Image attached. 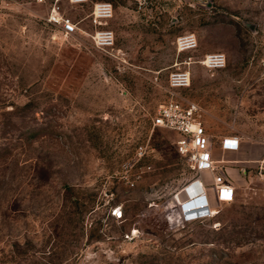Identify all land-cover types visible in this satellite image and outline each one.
Instances as JSON below:
<instances>
[{"label":"rangeland","instance_id":"rangeland-1","mask_svg":"<svg viewBox=\"0 0 264 264\" xmlns=\"http://www.w3.org/2000/svg\"><path fill=\"white\" fill-rule=\"evenodd\" d=\"M51 1L0 0V264H264V170L186 215L194 173L152 123L169 73L221 52L226 67L195 62L181 95L213 146L264 143V0H63L68 37ZM97 1L114 6L112 53L90 37ZM189 33L198 48L178 54Z\"/></svg>","mask_w":264,"mask_h":264},{"label":"built area","instance_id":"built-area-1","mask_svg":"<svg viewBox=\"0 0 264 264\" xmlns=\"http://www.w3.org/2000/svg\"><path fill=\"white\" fill-rule=\"evenodd\" d=\"M46 3L47 0H38ZM63 0H52L50 10L46 16L48 24L58 28L64 36H73L78 33L77 23L68 16L62 7ZM73 5H84L90 0H68ZM114 16V6L109 1H97L93 3L92 11L89 15L94 31L90 37L96 47L108 53H112L115 47L116 38L114 31L107 27L108 22ZM198 39L195 34L189 33L179 36L176 39V50L178 54L192 51L198 48ZM195 62L202 64L208 69H223L227 65V58L224 53H207L199 60H187L183 62L184 67H178L168 75V96L157 108L152 123L155 127H163L173 130L179 134L176 140V149L188 162L194 179L190 185H198L195 192V199H202L198 206L185 208L182 212L192 215L200 210L210 209L206 185L203 181V172L213 174V183L217 199L221 202L234 200L235 188L232 187L226 175L221 171V165L213 156V143L211 136L205 126L204 113L201 106L181 95V91L188 88L192 82L191 65ZM220 148L223 151L238 150L241 146V138L238 135H227L220 139ZM134 185V184H132ZM117 217H121V212L113 209Z\"/></svg>","mask_w":264,"mask_h":264},{"label":"crops","instance_id":"crops-1","mask_svg":"<svg viewBox=\"0 0 264 264\" xmlns=\"http://www.w3.org/2000/svg\"><path fill=\"white\" fill-rule=\"evenodd\" d=\"M213 156L219 161L221 171L226 175L230 185L235 188V193L239 186L247 183L248 179H252L257 172H263L264 170V143L258 141L241 138V146L238 150L227 151H223L218 143L213 148ZM243 170H245L246 176L241 175ZM202 176L207 186L205 192L210 204L217 198L215 188L211 186L213 174L207 171L203 172ZM195 191L197 190L195 189Z\"/></svg>","mask_w":264,"mask_h":264},{"label":"bare ground","instance_id":"bare-ground-1","mask_svg":"<svg viewBox=\"0 0 264 264\" xmlns=\"http://www.w3.org/2000/svg\"><path fill=\"white\" fill-rule=\"evenodd\" d=\"M191 186H193L194 189H196V188L199 189L198 185H197V186H196V185H191ZM190 201H195L196 204H194V206L196 207L197 205H198V206L200 205V203L202 202V199H195V198H194V199H192V200H190ZM183 207H185V208H190V207H193V206H188V204H184Z\"/></svg>","mask_w":264,"mask_h":264},{"label":"trees","instance_id":"trees-1","mask_svg":"<svg viewBox=\"0 0 264 264\" xmlns=\"http://www.w3.org/2000/svg\"><path fill=\"white\" fill-rule=\"evenodd\" d=\"M5 150H6L5 145L3 146L0 144V158L6 154Z\"/></svg>","mask_w":264,"mask_h":264}]
</instances>
